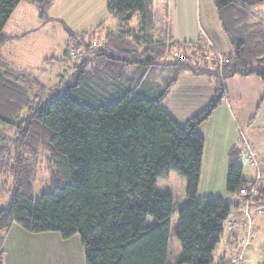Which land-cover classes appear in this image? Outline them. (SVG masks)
<instances>
[{
  "label": "trees",
  "instance_id": "1",
  "mask_svg": "<svg viewBox=\"0 0 264 264\" xmlns=\"http://www.w3.org/2000/svg\"><path fill=\"white\" fill-rule=\"evenodd\" d=\"M24 1L46 20L57 0H0V45L10 39L4 28ZM108 1L123 25L140 13L145 33H112L104 46L93 48V33L69 31L67 55L71 46L86 51L75 60L63 92L33 94V85L3 71L0 60V120L14 131L8 144L0 137V186L9 183L10 193L8 202L0 193V264L5 233L14 225L65 239L79 234L86 264H168L175 199L156 184L172 171L187 182L175 231L181 243L177 264H213L227 221L243 208L239 192L251 180L243 176L241 150L230 153L228 196H198L205 139L197 129L221 103L224 80L257 74L264 81V29L248 32L256 29L248 17L264 0H215L234 45L222 67L209 59L212 49L205 45L156 43L149 34L151 0ZM132 66L139 75H126ZM166 69L172 72L165 83L154 94L145 92L148 77L157 70L164 76ZM186 70L213 75L216 91L202 111L179 122L162 103ZM45 165L49 179L37 196L34 183ZM261 186L264 199V181ZM148 217L156 222L149 225Z\"/></svg>",
  "mask_w": 264,
  "mask_h": 264
},
{
  "label": "crops",
  "instance_id": "2",
  "mask_svg": "<svg viewBox=\"0 0 264 264\" xmlns=\"http://www.w3.org/2000/svg\"><path fill=\"white\" fill-rule=\"evenodd\" d=\"M108 6V0H57L50 10L49 19L45 20L40 17L34 4L26 1L21 2L4 28V34L10 37L4 44L15 41L24 42L30 37L33 31L30 28L32 25L26 26L28 21L25 20V17L34 13L43 21L59 23L64 30L69 29L75 35H91L93 33L92 44L97 43L101 46H104L107 37L112 33H122L130 29H134L140 34L145 33L142 30V15L140 13H135L129 24L123 25L110 13ZM151 9L153 23L149 29V34L156 43L167 41L168 43L185 42L205 45L212 49V54L215 57L226 58L234 52V45L225 31L222 14L215 0H151ZM15 15L16 18L23 19L16 26L15 22H12ZM9 25L10 28L7 30ZM67 47L68 45L63 50L61 59L67 60L68 58L74 62L75 60L66 53ZM53 58V56H45L43 64L50 63V60L55 61ZM0 60L3 63V71L11 73L19 83L32 84V90L36 88L45 90L46 85L40 81L39 76L35 75L32 67L29 70L19 68L14 65L15 63L7 61L2 52H0ZM69 68L72 69L73 75L74 67L69 66ZM170 72L172 71L166 69L161 82L157 85L165 83V77ZM161 74L159 73V75ZM126 75L137 76L139 73L136 67L132 66L127 68ZM223 85L225 92L221 103L197 129L205 139L203 165L206 152L209 158L212 154L214 163L216 161L229 163L232 150L240 151L246 143H250L259 152L264 166L263 79L257 74L235 75L224 80ZM146 90L145 92L151 94L157 91L148 87ZM215 91L216 81L213 75H195L186 70L181 73L178 82L172 88L171 94L163 101L162 105L179 122H185L211 102ZM224 111L227 113V121L232 123L234 130L228 131L221 125V128L213 125V123L220 124L218 119ZM234 131L238 132L236 137ZM248 131L258 133L257 144L251 142L250 138L247 137ZM211 140L212 143H209ZM252 179L249 178L248 180ZM242 210L240 207L227 221L226 235L219 243L220 251L217 250L218 245L214 251L217 258L214 257L213 264H262L264 261L263 255L254 258L250 256L249 262L239 259L236 244L239 238L243 236L240 227L241 222L238 221V219H243ZM261 215L263 214L254 211L253 221ZM232 219L238 221L239 225L236 231L228 229V222ZM255 238L250 248L246 249L245 255L255 254L256 250L253 248ZM13 244L17 246L13 247ZM4 246L6 250L5 264H86L85 247L76 235L65 239L58 232L33 233L14 225L5 233ZM180 255L181 243L180 252L176 255V264ZM12 256L15 257L14 260L11 259ZM170 256L171 253L169 252Z\"/></svg>",
  "mask_w": 264,
  "mask_h": 264
},
{
  "label": "rangeland",
  "instance_id": "3",
  "mask_svg": "<svg viewBox=\"0 0 264 264\" xmlns=\"http://www.w3.org/2000/svg\"><path fill=\"white\" fill-rule=\"evenodd\" d=\"M252 11L254 12L253 16H249L248 18L250 19L251 26L255 27L256 29H253L254 31L250 30L248 32L256 34L261 29H264V3L260 4L257 8ZM21 20L23 19L19 17L16 18L15 15L12 22H15L16 26ZM25 20L28 21L26 23V26L32 25V27L30 26V28H32L33 31L31 32L30 37L24 42L15 41L1 45L0 52H2L4 58L7 61H9L10 63H15L14 65L19 68L29 70L32 67L31 69L34 71L35 75L39 76L40 81H42L46 85L45 91L41 93V91L36 88L33 89V94L47 96V94L51 91L63 92L65 90V83L72 77V69L69 68V66L72 67L75 62H73V60H69L68 58L67 60L65 58L61 59V56H63V50L66 48L67 45L69 46L72 43L69 36V30H64L62 26L57 22L48 23L46 21H43L38 16H35V13L25 17ZM9 28L10 25L7 30H9ZM248 32H246V34ZM71 47H73L72 49L75 50L77 53L80 52L82 55L86 51L85 47ZM45 56H53V60L55 61L50 60V63L46 62L48 64H43V59L45 58ZM73 59L76 60V58ZM209 59H215V61L221 67L226 62V58H224V62L221 63L220 58H216L212 55L209 57ZM157 71L159 73L161 72V70ZM159 73H152L148 77L150 81L148 83V86L145 87V89L147 87L151 90H157L159 88L160 85L157 84H159V82H161L162 80V76L159 75ZM22 116H24V113L22 114ZM218 121L220 123L219 125L213 123V125H215L217 128H219L221 125L222 127L228 129V131H231L232 129L234 130L232 123L227 121V113L225 111L222 113ZM236 133L238 132L234 131L235 137L237 135ZM247 134V137L250 138L251 142H255V144H257V140L259 139L258 133L255 131H248ZM1 136L5 137V144H8L9 140L14 137V131L8 123L0 120V137ZM1 143L2 142L0 140V145ZM209 143H212V140ZM228 166V162L224 163L220 161L219 163V161H216V163H214L212 161V154L209 158L208 153L206 152L204 165L200 177L198 191L199 197L228 196L226 184L228 177ZM254 174V168L248 165H243V176L245 179L253 178ZM48 179L49 173L46 170V165L41 166L39 178L34 183L35 195L40 196L42 192H44L46 188L45 184ZM8 189L9 183L6 188L4 186V189H1L0 186V193L2 194V196H4L2 200H5V202H8L10 198V193L8 192ZM156 190L160 193H170L174 196L175 199V211L172 215L170 236L171 241L169 246V252L171 253V256L169 257L168 264H176V255H178L180 252V242H178L179 240L175 236V231L179 220L178 209L187 201V182L186 179L180 173L172 171L168 176L158 178ZM241 220L242 219H238V221L240 222ZM155 222V218L148 217L149 225H152ZM254 224L257 233L255 236V243H253V248L254 250H256V252L255 254L249 253L248 255H245L243 259V261L245 262H249L251 260L250 256L254 258L259 255L262 257L263 255L262 249L264 248V215L257 216L255 218ZM76 236L81 239V236L79 234H77ZM12 246L16 247L17 245L13 244ZM219 247L220 244H218L217 247L218 251H220ZM214 257L217 258V255L214 254ZM14 258L15 257L12 256L11 259L14 260Z\"/></svg>",
  "mask_w": 264,
  "mask_h": 264
},
{
  "label": "built area",
  "instance_id": "4",
  "mask_svg": "<svg viewBox=\"0 0 264 264\" xmlns=\"http://www.w3.org/2000/svg\"><path fill=\"white\" fill-rule=\"evenodd\" d=\"M101 45L93 43V48H98ZM69 55L73 58L80 59L82 54L71 49ZM221 59V63L224 62L225 57H216ZM240 161L244 165H248L255 169V174L253 179L245 187L241 188L239 195L244 197L243 205V219L241 220L240 227L243 231V236L239 238L236 244V250L239 254V259L243 260L245 257L246 249L250 248L257 230L254 225V211L262 213L264 215V199L262 194V183L264 181V166L262 164L260 154L257 150L253 148L250 143H246L241 149ZM260 200L256 202L254 199L259 198ZM238 221L230 220L228 222V229L230 231H236L238 228Z\"/></svg>",
  "mask_w": 264,
  "mask_h": 264
},
{
  "label": "bare ground",
  "instance_id": "5",
  "mask_svg": "<svg viewBox=\"0 0 264 264\" xmlns=\"http://www.w3.org/2000/svg\"><path fill=\"white\" fill-rule=\"evenodd\" d=\"M4 197V196H3ZM1 199V198H0Z\"/></svg>",
  "mask_w": 264,
  "mask_h": 264
}]
</instances>
